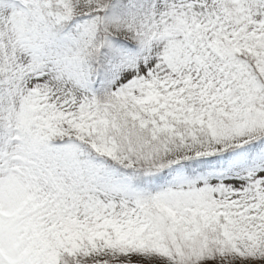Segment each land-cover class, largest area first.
Listing matches in <instances>:
<instances>
[{
	"label": "snow or ice",
	"instance_id": "6c2138e0",
	"mask_svg": "<svg viewBox=\"0 0 264 264\" xmlns=\"http://www.w3.org/2000/svg\"><path fill=\"white\" fill-rule=\"evenodd\" d=\"M0 264H264V0H0Z\"/></svg>",
	"mask_w": 264,
	"mask_h": 264
}]
</instances>
